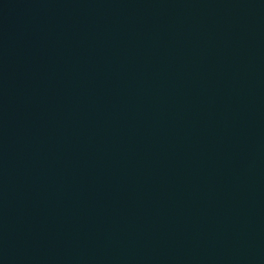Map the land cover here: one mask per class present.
Listing matches in <instances>:
<instances>
[{"label":"water","instance_id":"water-1","mask_svg":"<svg viewBox=\"0 0 264 264\" xmlns=\"http://www.w3.org/2000/svg\"><path fill=\"white\" fill-rule=\"evenodd\" d=\"M0 264H264V0H0Z\"/></svg>","mask_w":264,"mask_h":264}]
</instances>
